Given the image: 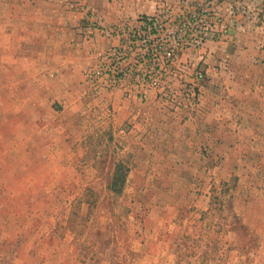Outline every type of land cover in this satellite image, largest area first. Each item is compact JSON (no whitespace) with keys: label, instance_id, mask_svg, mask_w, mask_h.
Returning <instances> with one entry per match:
<instances>
[{"label":"rangeland","instance_id":"rangeland-1","mask_svg":"<svg viewBox=\"0 0 264 264\" xmlns=\"http://www.w3.org/2000/svg\"><path fill=\"white\" fill-rule=\"evenodd\" d=\"M0 264H264V0H0Z\"/></svg>","mask_w":264,"mask_h":264},{"label":"built area","instance_id":"built-area-1","mask_svg":"<svg viewBox=\"0 0 264 264\" xmlns=\"http://www.w3.org/2000/svg\"><path fill=\"white\" fill-rule=\"evenodd\" d=\"M202 76V74H200V77Z\"/></svg>","mask_w":264,"mask_h":264}]
</instances>
